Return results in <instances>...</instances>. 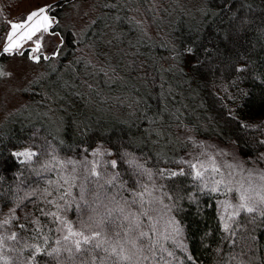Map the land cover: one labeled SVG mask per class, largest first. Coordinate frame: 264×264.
<instances>
[{"label":"trees","instance_id":"obj_1","mask_svg":"<svg viewBox=\"0 0 264 264\" xmlns=\"http://www.w3.org/2000/svg\"><path fill=\"white\" fill-rule=\"evenodd\" d=\"M20 1L0 0V45ZM70 1L59 0L53 5L57 9L49 10L63 53L32 81L26 104L0 121V220L15 208L19 223L31 228L28 222L39 216L54 228L39 212L57 210L41 202L44 190L52 192L48 199L58 198L73 177L75 186L65 199L79 203L80 211L73 204L63 213L73 222L81 213L84 220L92 215L80 200L82 192L88 204L100 205L102 214L103 205L115 207L113 195L121 203L122 197L132 199L121 184L136 191L144 184L152 190L151 197L145 196L151 203L144 207L156 228L181 229L185 249H174L173 264H264V221L250 222L241 213L231 222L236 235L230 236L217 212L221 194L210 191L215 185L197 179L190 163L168 151L174 127L185 124L198 136L232 144L243 158L264 167V0H104L78 36L59 23ZM187 1L195 5L190 12L182 10ZM112 4L117 6H105ZM137 17L148 22L152 38L140 37ZM107 44L121 48L122 55L107 56ZM177 49L180 56L166 55ZM86 52L94 61L82 62ZM6 56L0 52V65ZM186 56L188 69L182 65ZM46 115L57 127L45 121ZM94 147L102 152L95 167L102 174L99 183L119 173L113 186L99 188L90 172L79 180L68 163ZM20 148L35 155H17ZM130 160L143 168L130 166ZM161 169H183L184 175L161 177ZM58 185H63L60 192L55 191ZM163 206L171 224L161 219L158 207ZM15 223L11 230L21 231ZM167 246L173 250L171 243Z\"/></svg>","mask_w":264,"mask_h":264},{"label":"snow or ice","instance_id":"obj_2","mask_svg":"<svg viewBox=\"0 0 264 264\" xmlns=\"http://www.w3.org/2000/svg\"><path fill=\"white\" fill-rule=\"evenodd\" d=\"M105 6L115 8L117 5ZM49 7L51 6L32 11L20 23L9 21L11 30L7 34L4 52L11 53L21 46V41L32 40L37 33L48 31L51 27V18L46 14ZM116 19L119 20L120 17L117 16ZM40 39H37L36 46L32 49L33 52L40 51ZM30 59L39 62L40 56L34 55ZM44 59L47 60L49 57L45 56ZM17 155H24L31 159L35 153L25 152ZM182 162L187 163L186 161ZM68 163L73 162L68 161ZM128 163L136 169L143 168V165L138 164L135 160H130ZM116 164L115 160L111 161L113 168L116 167ZM189 167L195 170L194 174L197 179L203 178L207 171V169L201 171L196 164H189ZM146 171H148V178L151 180L150 170ZM212 171L219 172V168L213 167ZM165 175L168 178L182 176L184 171L183 169L178 172L161 169L160 176L164 177ZM90 176L96 177L97 186L103 189L105 184L113 186L119 173L113 174L104 184L99 183L102 174L95 169L90 171ZM61 179L65 184L68 183L66 178L61 177ZM260 179L264 180V174H261ZM74 181L75 177H73V184L69 189L58 198L48 199L49 196H52V192L48 189L44 190L41 202L53 205L57 210L46 211L44 208H40L39 212L41 216L49 218V222L55 225L54 228L44 224L39 216L28 222L32 225L31 228L26 223H19V217L15 215V208L10 209L11 215L0 220V264H173L174 249L183 248L182 241L179 239L181 229L178 226H170V230L165 229L164 231H159L156 228L157 222H153L149 210L144 207L145 203H151L150 200L145 201V196H152V190L147 185L141 184L140 187L143 190L136 191L127 189L121 184V189L131 193L132 199L122 197L123 203H121L113 195L110 199L115 203V207L109 208L108 205H103L105 211L102 214L97 211V207L100 205L93 207L88 204L82 192L80 200L90 209L92 215L84 220L81 213L77 221L73 222L63 213L71 210L73 204H75V209L80 211L79 203L65 199V197L71 196V187L75 186ZM48 183L51 185L54 182L49 180ZM214 183L216 186L212 187L210 191L219 192L220 185L225 184V181L220 179ZM62 187L63 185H58L55 191L60 192ZM226 191L235 193L237 200L236 204H232L230 201L225 204L228 216L223 228L225 232L230 233V236L236 235L231 222H235L241 213L247 214L250 217V222H255L257 217L264 221V194L256 193L254 200L249 195L251 189L244 188L243 185L237 188L227 187ZM34 194L32 193V195ZM97 200H99V193H97ZM59 201H64V203L61 204ZM100 204L103 202L101 201ZM134 205H139V210L133 211ZM229 209L232 211L229 212ZM143 218H147L149 223L145 224ZM25 219L27 220V216ZM14 222H16L15 227L21 231L11 230ZM22 232L25 234L22 235ZM53 234L58 235L54 236ZM251 239L255 242L256 238L253 236ZM169 243L172 244L173 250L167 246ZM233 243L235 244L236 241L233 240ZM25 252H28L27 256L24 255ZM6 253L17 255L13 257Z\"/></svg>","mask_w":264,"mask_h":264},{"label":"rangeland","instance_id":"obj_3","mask_svg":"<svg viewBox=\"0 0 264 264\" xmlns=\"http://www.w3.org/2000/svg\"><path fill=\"white\" fill-rule=\"evenodd\" d=\"M57 1L59 0H21L13 10L10 21L20 23L32 11L41 7L51 6L47 9L46 14L51 18L52 26L55 19L50 15L49 10H51V8L53 10L57 9V6L53 8L54 3ZM103 1L104 0H74L66 2L59 23L63 26L70 27L75 35L78 36L86 27L87 23L93 19ZM184 6H182V10H184V12H190L195 5L192 6L191 1H187L184 3ZM137 21L139 22L138 24L141 23L140 37L149 38V36H151L150 38H152L153 36L150 34L151 28L149 27L148 22L142 21L140 17H137ZM10 30L11 28L9 24L0 45V52L7 54L6 58L0 65V73H3V75H0V121L5 115L26 104V96L32 88V81L34 82L35 79H39L41 75L51 69V66L57 62V59L65 49L60 34L52 31L50 27L47 32L42 31L37 33L32 40L21 41V46L18 49L11 53H6L4 52V47L7 43V34ZM38 38H41V49L37 53L33 52L32 49L35 48ZM105 49L108 51L107 56L113 55L114 58L122 53L121 48L116 46L109 48V44L105 45ZM102 50L100 48L99 52L101 53ZM86 53L88 54V52ZM168 54L169 53L167 52L166 55L169 57L173 55L180 56V50L177 49L173 53ZM34 55L40 56L39 62L30 59V57ZM79 55L80 54L76 55L77 58ZM45 56L49 57V59L46 60L49 64L45 63ZM93 57V55L88 54V56L83 57L84 60L82 62H92L94 61ZM112 60L114 62L115 59ZM189 64L190 59L186 56L182 65L188 69ZM85 68L88 69V67ZM9 73L10 75H8ZM115 74L117 75V73ZM40 115L43 114L40 113ZM44 117L47 119H44L45 121L50 123L52 120L54 122L53 124L57 127V122L52 115H46ZM173 138V142H169L171 148L168 151L179 155V157L190 164H196L197 168L201 171L207 169L204 177L201 178L202 182L210 180L215 185L214 182L216 180L223 179L225 181V184L220 185L219 193L221 196L216 201L217 212L222 224L227 221L228 216V213L225 211L226 202L230 201L232 204L237 203L235 198L236 194L227 193V187L237 188L243 185L244 188H250L251 191L249 192V195L252 196L254 200L256 193L264 194V180L260 179L261 174H264V167L257 164L253 158H243L238 153L236 147L232 144L221 142L215 138H203L198 136L192 129L185 126V124H180L179 126L174 127ZM166 147L168 149L167 145ZM26 151L27 148H20L16 153H24ZM101 154L102 152H98V149L94 147L90 150L84 151L77 158L69 160L73 162L69 164L71 168L76 169L79 180H81L92 169L97 167V162L99 157H101ZM213 167H218L219 172H213ZM165 207L168 209L166 204ZM165 207H158V212L160 213L162 221L168 225L169 217L167 216L168 214ZM228 211L230 212L232 209H229ZM169 224H171V222ZM180 239L184 248L182 234Z\"/></svg>","mask_w":264,"mask_h":264}]
</instances>
